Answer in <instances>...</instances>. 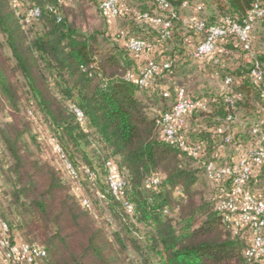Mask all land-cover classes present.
<instances>
[{"label": "trees", "instance_id": "16d2710c", "mask_svg": "<svg viewBox=\"0 0 264 264\" xmlns=\"http://www.w3.org/2000/svg\"><path fill=\"white\" fill-rule=\"evenodd\" d=\"M168 1L181 16L183 3H201L209 13L194 18L216 24L242 21L257 0ZM101 2L0 0V115L7 118L0 121V218L12 242L19 233L41 245V264H248L251 232L235 234L217 208L232 179L212 180L206 171L209 162L233 163L222 149L252 148L260 138L252 130L264 119V83L253 81L248 51L229 35L196 58L204 34L193 24L175 19L172 37L163 38L140 18L158 10L155 0H126L116 16ZM35 7L38 18L29 15ZM257 25L252 45L264 66V17ZM132 37L148 47L131 51ZM151 60L169 67L141 86ZM211 79L223 86L212 87ZM180 88L206 104L177 130L200 147L197 156L168 143L159 122ZM232 93L241 100L228 102ZM241 114L252 119L247 132L237 131ZM229 115L237 120L228 122ZM61 154L77 178L59 165ZM111 167L126 181L120 198L110 186ZM256 170L246 188L264 197V165ZM250 264H264V256Z\"/></svg>", "mask_w": 264, "mask_h": 264}, {"label": "built area", "instance_id": "2783aa9c", "mask_svg": "<svg viewBox=\"0 0 264 264\" xmlns=\"http://www.w3.org/2000/svg\"><path fill=\"white\" fill-rule=\"evenodd\" d=\"M126 0H102L101 7L113 16L120 13V8ZM158 10L151 14L150 12L138 13L140 18L150 20L161 31L163 38H171L174 28V20L181 18V15L168 0H155ZM190 6L187 2L183 3L182 9ZM195 13L201 12L203 6L201 3L192 6ZM41 9L32 8L29 15L32 18H38ZM264 17V0H257L254 7L248 15L242 20L226 17L220 23L208 24L203 19L194 18L190 24H193L200 32H203V40L194 48L196 58H205L211 55L217 46V42L229 35L235 36L245 50L248 51V60L252 63L251 76L256 84L264 83V66L257 58L252 45V34L259 18ZM148 43L137 37H132L128 41V47L133 52H142L148 47ZM169 63H159L154 60L149 61L141 72L139 83L141 86L147 85L153 78L159 75L163 69L168 68ZM233 83L231 77L226 78V85ZM177 102L169 111L160 113V124L165 136V140L170 144H178L183 150L189 151L193 156H197L200 151L198 145H188L177 137L178 127L185 124V115L196 109L206 108L203 101L195 100L189 97L184 88L177 91ZM242 95L232 93L228 95L227 101L234 104L241 100ZM80 118L83 113L76 108ZM237 120L235 115H229L228 122ZM264 119L255 125L252 133L260 138L255 147L252 146L246 154L239 160L231 164H220L209 162L206 166L207 175L212 180L232 179V191L226 192L223 189V197L218 201L217 208L222 212L226 221L231 224L235 234L240 230L248 228L252 235V245L247 250L248 264L253 261H259L264 256V197H258L246 188V183L255 173L257 167L264 165V141L263 132ZM232 137L229 135L225 141L230 142ZM56 150L61 153L59 145H55ZM65 170L73 178L78 174L73 164L61 154ZM89 172V170H87ZM110 186L114 195L118 198L124 195L126 181L122 178H116L114 168L110 169ZM153 184L158 183V179L152 180ZM150 185V183H149ZM80 190V186H76ZM85 205H89L88 199H83ZM47 256V251L39 244H28L22 240L12 242L10 228L6 221L0 218V264H41Z\"/></svg>", "mask_w": 264, "mask_h": 264}, {"label": "crops", "instance_id": "0c3cea01", "mask_svg": "<svg viewBox=\"0 0 264 264\" xmlns=\"http://www.w3.org/2000/svg\"><path fill=\"white\" fill-rule=\"evenodd\" d=\"M194 13H195V9L194 8H192V6H188V7H186V8H184L183 10H182V19H183V21H184V23H189V22H191L193 19H194ZM193 16V17H192ZM257 27V29H258V26H256ZM223 86V85H222ZM220 87V86H219ZM214 88H216V87H214ZM216 89H218V87L216 88ZM242 116H244V115H240L239 117H238V127H237V131H239V132H247V127H248V124L250 123V121H248L250 118H248L247 120L244 118V117H242ZM251 121H252V119H250ZM246 154V149H244V148H242V147H240V148H237V149H235V148H233V149H231V148H224V149H222V156L224 157V158H226V159H228L229 161H237V160H239L241 157H243L244 155ZM115 169V171H117V169L116 168H114ZM258 171L259 170H256L255 172L256 173H258Z\"/></svg>", "mask_w": 264, "mask_h": 264}, {"label": "rangeland", "instance_id": "374dc122", "mask_svg": "<svg viewBox=\"0 0 264 264\" xmlns=\"http://www.w3.org/2000/svg\"><path fill=\"white\" fill-rule=\"evenodd\" d=\"M134 5V4H133ZM209 12H208V10L206 9V11H202V12H198V14H201L202 16L203 15H206V14H208ZM196 14H197V12H196ZM193 17V16H192ZM259 25V24H258ZM257 24H256V26H258ZM255 26V28H254V30H256L257 29V27ZM257 31V30H256ZM262 46V48L264 49V44L263 45H261ZM208 82H209V84L212 86V87H218V89L219 88H221L222 87V82H221V80H215V79H211V80H208ZM220 86V87H219ZM5 120H7V118H5V117H1V115H0V121H5ZM35 127L38 129V130H40L41 132H43L44 134H47V132H46V130H45V124H43L40 120H37L36 122H35ZM251 148V147H250ZM250 148H245L246 149V152H247V150H249ZM59 165L60 166H62L64 169H65V167H64V164H63V162H59ZM87 170L88 169H86V172H87ZM114 173L115 174H117V171H115V169H114ZM0 184L1 185H3L4 183H3V181H2V179L0 178ZM76 190V189H75ZM77 191H79V190H76V192ZM17 239L18 240H22V238H21V235L19 234V233H17Z\"/></svg>", "mask_w": 264, "mask_h": 264}]
</instances>
